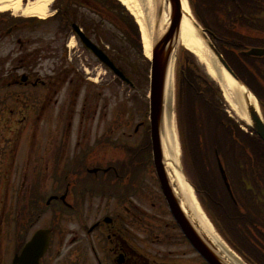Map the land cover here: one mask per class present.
Instances as JSON below:
<instances>
[{
  "label": "flooded vegetation",
  "instance_id": "af4514ba",
  "mask_svg": "<svg viewBox=\"0 0 264 264\" xmlns=\"http://www.w3.org/2000/svg\"><path fill=\"white\" fill-rule=\"evenodd\" d=\"M24 35L18 22L1 30L0 41L3 46L18 45L17 51L20 55L24 52L23 57H42L41 51L29 49L31 41L24 42L21 38ZM65 40L66 37L53 40L57 46L55 62L67 61ZM10 53L8 49L3 63L5 80L10 82L13 78L14 84L24 86L48 85V80L44 81L38 71L22 65L23 59L15 62L19 64L17 68L11 66ZM51 79L48 91L56 98L55 101L50 99L56 107L55 125L58 129L66 125L67 138L62 143L60 138L54 140L51 159L45 163L47 168H42L43 158L39 157L29 169L30 184L27 185L28 179H20L23 168L14 174V160L8 174L1 176L0 182L2 177L5 182L0 190L2 203L12 202L17 196L18 213L8 218L7 227L0 231V264H4L3 252L9 251L13 258L20 255L31 230L46 219L45 215H49L50 222L44 229L52 231V239L41 264H205L171 216L149 151L143 145L138 150V144L130 142L140 129H135L133 134L132 122H127L125 127L110 122L109 126L104 124L99 129L98 139L93 137V124L102 109L90 100L92 93L87 87L91 78L85 77L76 61V65L67 63L66 67L56 69ZM6 91L4 100L8 101L11 93ZM62 93L65 100L60 102ZM98 125L102 126L100 118ZM97 133L96 130L95 135ZM44 171L56 191L51 195L55 200L45 203L46 214L43 210ZM12 178L18 183L14 187L18 188L17 195H10ZM63 216L68 221L62 222ZM67 238L66 255L59 262Z\"/></svg>",
  "mask_w": 264,
  "mask_h": 264
},
{
  "label": "trees",
  "instance_id": "16d2710c",
  "mask_svg": "<svg viewBox=\"0 0 264 264\" xmlns=\"http://www.w3.org/2000/svg\"><path fill=\"white\" fill-rule=\"evenodd\" d=\"M119 8L129 39L142 56L137 27L130 16V20L126 19V10ZM226 56L229 58V54ZM244 60L247 62L237 64L249 81L245 77L240 79L264 107V63L257 59ZM185 67L179 93V122L186 157L211 209L225 223L234 244L251 264H264V202L259 200V197L264 200V143L253 131V135L244 133L223 112L213 83L197 75L190 66ZM216 151L224 157L239 208L232 204L226 190L216 185V182L222 184L219 175L214 174Z\"/></svg>",
  "mask_w": 264,
  "mask_h": 264
},
{
  "label": "rangeland",
  "instance_id": "374dc122",
  "mask_svg": "<svg viewBox=\"0 0 264 264\" xmlns=\"http://www.w3.org/2000/svg\"><path fill=\"white\" fill-rule=\"evenodd\" d=\"M87 2H89V1H87ZM89 5H90V3H89ZM87 10L88 9H83L82 20H87L88 22L95 24V25L101 24L100 18L94 17V14L92 15ZM112 13L115 14V12L113 10L110 14H112ZM104 20H105V22H104L103 27H102V34H103L104 38L106 39V44L109 47H111L112 50L117 51L116 55L120 59V63H122V66H125L127 74L129 75V77H131L133 80H135V82L137 84V88H136L137 91L132 93L131 91L126 89L125 86H122L121 83L114 80V78L111 76V74L108 71L106 72V70L98 67L99 68L98 74L101 75V78H104V76L105 77L108 76L105 78V85L108 87L106 88V90H101V91H103L102 99L104 101V104L108 105V110H107L108 116H107V118L111 119L110 117H113L111 120H113L116 123L122 122V125L124 122H125L124 125H126V122H128V123L134 122V120H135V122L132 126V129H131V132L134 134L136 126L139 125V123L142 121L146 122V117L148 114V108H147L148 102H146V101H147V97L149 95L150 88H149V85L147 84V80L145 79L146 64L141 62L138 58H136L135 53H133L130 50V48L127 47L128 43L126 44V42L123 41L121 31L119 30L117 25L115 23H113V20H114L113 17L109 16V20H108L106 18V14H105ZM57 29H58V25H55L53 22H49V23L42 24L40 26L30 28V29H24L23 34H26V35L22 36L21 38L24 42H26V41L37 42L36 41V39H37L38 41H43L44 42L43 45L47 46V44L51 41V39L55 37V32ZM1 30H2V28L0 29V32H1ZM242 30L247 32V34H249L248 31H251V30H247V29H242ZM48 33H52V35L50 36ZM253 35L255 37H260V36L263 37L264 36V30L260 29V30H258V32H255V30H254ZM181 48L182 47H180L179 50ZM11 49L16 50L15 48H11ZM185 56H186L185 53H183L182 58L179 61L177 60V62L175 64V75H174V80H173V84H174L173 107L175 106V98L177 97V94H178L177 87L175 86L177 83V74L179 71L178 69H179L180 63H181V65H184ZM199 64L202 67L198 68L197 66H195L194 64L191 63V68L196 72L197 75H201L204 77V73L205 72L207 73V68L205 65L201 64V62ZM196 68H197V70H196ZM237 71H238V69H237ZM42 76L43 77L46 76L45 71H43ZM99 80L101 81V79H99ZM217 83L219 84L218 81H217ZM217 100H218L219 106L223 107V104H224L226 111L230 113L229 115H231L234 118L236 117V119L239 121V119L237 118V116L235 115L233 110H231L230 105L227 104V102L224 101V99L221 100L219 98V96H217ZM123 108H125V111H127V108L129 109L128 111H130L131 109H135V111H134L135 118L130 117V118L125 119V114L120 115L117 112H114V110L120 111ZM20 110H21V107H20V109H17V112H16V113H18L19 118L14 119L13 123H21L23 116H27V113H26L27 109H23L22 111H20ZM175 110H176V108H174V127H175V133L177 135V140H178L179 164L184 171H188V167H189L190 163L187 160V157H186L185 152L183 150V146L180 142L182 139H180V137L178 135ZM1 111L2 110L0 109V127L4 128V129L0 130V132L5 133L4 131H6V132L7 131L11 132L12 130L16 131V132L20 133V135H21L20 139H23V140H21L20 142L16 141L15 144L17 146L13 145V146L9 147V144H10L9 142H11L10 138L13 139V134L6 133L7 137H10L7 139L0 137V178L3 175L2 172L5 171V169L8 166L7 161H8V157H9V152H10V150L15 151V147L19 148V150H18V164L23 163L25 161V157L28 155L29 150H30V152L33 151V153L35 155H38L41 152L44 153V160H43L42 166L46 167L45 166L46 153L49 152V149L46 152L43 149L47 148L48 144H49V146L51 145V141H52L51 136H53V126H54L51 124V118L50 119L46 118L43 120V123H41L43 125L39 131L38 142L34 143L33 145H30L28 143V139L30 138V136H32V138H33L32 134L36 130V126L33 124V122L35 120L34 116L30 117L28 115V119L26 121H24L25 124H8V125H5L4 120H6L7 117L9 118V115L1 114ZM132 114L133 113H131V115ZM30 119H31L32 124H28V121ZM147 120H149V119L147 118ZM77 121H78V118L76 119V122ZM46 123H48V124H46ZM3 124L5 126H3ZM16 125L20 126L19 131H18V129H15ZM17 136H19V135H17ZM142 136H143V130L140 128L139 134L136 135L135 137H133L132 141H130V142L138 144V146L140 147V146H142V141H143ZM29 141L34 142L31 138L29 139ZM17 142L19 144H17ZM43 142H46L48 144L46 145ZM20 143H22V144L20 145ZM19 145H20V147H19ZM26 149H28V150H26ZM31 159H32V161L34 160L33 157H31V158L29 157V159H27V161L24 162V165L22 166V168H23V170L24 169L25 170L24 171L22 170V174L20 177L21 181L23 180V177L28 179L27 185L30 184L31 175H32L31 171L29 170L32 167H29V164L27 162L30 161ZM48 177L49 176H47V173L45 172L43 175V179H48ZM45 183H49L47 189H44V191H45L44 194H48V195H45V197L47 199L48 196L53 194V192H51L53 187H51V182L49 180H48V182L44 181V186L46 185ZM3 186H4V184L0 185V190L1 189L3 190ZM1 196H2V193H0V199H1ZM197 200H198V197H197ZM9 205L10 204L8 203L7 204L8 209H10ZM2 208H3L2 205H0V211H2ZM8 253H9V251L3 252V263L4 264H11V260L13 259V254H8Z\"/></svg>",
  "mask_w": 264,
  "mask_h": 264
},
{
  "label": "bare ground",
  "instance_id": "6f19581e",
  "mask_svg": "<svg viewBox=\"0 0 264 264\" xmlns=\"http://www.w3.org/2000/svg\"><path fill=\"white\" fill-rule=\"evenodd\" d=\"M25 0H0V13L12 11L14 13H23L27 16H37L41 18L46 17V8L50 4L49 0H36L31 2L28 6H23ZM136 17L137 22L140 25L142 32V39L144 43L145 54L148 58L152 57V33L148 34L146 22H145V13L144 8L139 0H120ZM163 0H159L157 6L153 0H150L149 5L151 9V16L153 17V25L156 24L158 16H161L159 31L161 38L171 39L172 44H178L189 51H191L207 68V73L216 80H219L221 87L224 92L226 102L230 105L231 110L235 113L237 118L244 122L247 125H251V119L247 110L243 107L242 98L244 94L248 92L244 87L239 85L225 70L220 66L218 60L213 57L212 52L210 51L209 46L207 45L206 40L201 37V30L197 29L195 26V18L190 10L188 2L182 0L184 18L181 25L180 33L176 37L167 34L170 27V6L168 2H163L162 6H158ZM159 34V35H160ZM174 74L175 66H172L170 71V76L168 77V82L166 86V98H165V112L164 120L162 124V141L165 153V159L168 165V171L170 174L171 182L174 184L175 189L180 194L182 202L190 217L193 218V221L196 222L201 232L206 235L212 243L217 247L218 253L222 257H226L232 264H243L240 259L234 256L232 253H229L227 249L222 247L219 241L217 240V235L204 215L203 211L199 207L193 189L190 184L187 182L179 164V148L177 135L175 133L174 127V111L172 107L173 103V90H174ZM249 99L255 110L260 114L261 108L256 97L252 94H248ZM246 97V96H245ZM221 246H218V244Z\"/></svg>",
  "mask_w": 264,
  "mask_h": 264
},
{
  "label": "water",
  "instance_id": "95a60500",
  "mask_svg": "<svg viewBox=\"0 0 264 264\" xmlns=\"http://www.w3.org/2000/svg\"><path fill=\"white\" fill-rule=\"evenodd\" d=\"M172 6V18L170 28L167 34L176 37L179 33V28L182 20V11L180 0H167ZM159 30L158 26L155 30L154 38V60L152 67V82H151V120H152V142L154 148V158L156 166L159 172L160 179L165 188V192L171 205V208L182 228L184 233L194 244V246L208 259L211 264H223L221 257L218 253L213 252V248L209 241L204 237L202 233L197 231L192 223V220L187 217L184 210L180 206V201L178 197L172 191L167 179L165 170V158L162 146V123H163V107H164V94H165V84L168 76V71L170 68V62L172 59L173 52L175 50L176 44H172L171 39L161 38L158 36ZM214 55L218 58L222 66L228 71V73L235 79V75L226 64L222 56L218 51L210 45ZM247 56L254 57H264V50L253 49ZM107 61V60H105ZM245 108L248 111L251 120L253 122V127L259 137L264 141V122L260 116L256 113L254 107L250 103L248 96L245 97ZM222 174L226 181V176L222 170ZM198 229V228H197ZM44 234H38L33 243H31L25 254L22 256L21 260L17 259L18 264H39V259L42 257L44 250L46 249V238ZM215 250V249H214Z\"/></svg>",
  "mask_w": 264,
  "mask_h": 264
}]
</instances>
